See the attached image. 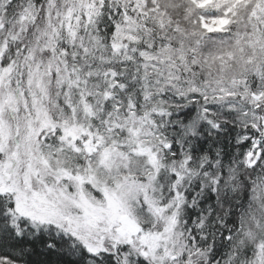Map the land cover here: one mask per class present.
<instances>
[{"label": "snow or ice", "instance_id": "6c2138e0", "mask_svg": "<svg viewBox=\"0 0 264 264\" xmlns=\"http://www.w3.org/2000/svg\"><path fill=\"white\" fill-rule=\"evenodd\" d=\"M0 264H264V0H0Z\"/></svg>", "mask_w": 264, "mask_h": 264}]
</instances>
